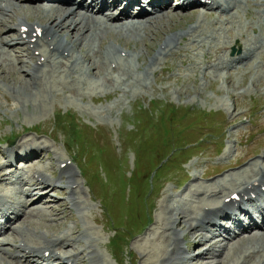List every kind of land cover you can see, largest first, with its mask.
I'll return each instance as SVG.
<instances>
[{
  "label": "rangeland",
  "instance_id": "1",
  "mask_svg": "<svg viewBox=\"0 0 264 264\" xmlns=\"http://www.w3.org/2000/svg\"><path fill=\"white\" fill-rule=\"evenodd\" d=\"M172 9L175 11L176 7L173 6ZM200 13V10L186 13L171 12L169 14L170 18L161 19L162 23L159 25L156 31L157 33L155 32V34H151V36L149 34L147 37V46L143 47L142 43H140L138 44L140 48L135 49L134 47L137 46L135 41L128 40L121 41V43L127 45L131 51H135L134 54L138 51L136 54H140V58L143 52V60L146 61L148 59L147 51L148 53L151 52L155 46L158 48V45L167 39L169 35L167 33L180 32L181 29H187L186 26L188 24L192 25L196 23ZM179 15H182L181 18H179ZM173 18L176 19L174 20ZM32 20H34V18H32ZM37 20L39 21L41 19L37 18ZM215 42L214 40V43ZM41 48L42 50L46 49L44 47ZM23 49L30 51L26 45L22 44L12 46L11 53L15 55V57L21 56V51ZM233 49H235L236 55L241 53L238 45L233 46L231 50ZM154 51H156V49ZM129 62L132 63L134 67L137 65V61L133 63V60H129ZM122 65L125 74L128 73L129 69L131 71L133 70L131 64L130 67L129 65L127 66L126 63ZM85 66H87L86 63L82 64L81 61L79 62V70L83 76L82 78L94 85L91 84L92 86H90V84H88L86 86L87 97L84 93L85 89L82 91V94L86 97L83 102L75 100L71 94L67 92L68 89L71 88L68 86L71 84V78L65 74L60 75L59 78L56 76L47 78V81H52L53 79L62 81L63 83H58L64 87L65 93L60 91L61 87L59 84H54L56 87H51V93L45 91V88L33 90L34 96H32L31 93H25L20 88V85L22 84L21 82H28V77L26 75L28 68L24 67L22 64L20 68L22 69L23 76L16 74L12 75V78L7 77L6 81L7 79L11 81L13 79V82L8 80L11 85L0 81V144H2L0 145V149L3 151L10 147L13 149L18 143L24 140L34 139L43 143V145L51 146L50 153L45 154V157L40 160L39 166L51 167L50 161L47 159L49 155L51 159H55L58 156L73 158L77 160L84 169L86 168L88 170V187L82 177L79 179L83 187V197L81 199L84 202L83 210H74V218L68 219L72 217V213H70L68 217H63L61 221L55 222L50 220L54 217L49 216L50 219L35 220V222L22 225V227L26 226L24 232L28 237L36 241V239L41 240L39 239V234L34 232L39 230V226L45 230L46 227L53 226L57 223L53 228H50V231H52V233H50L51 236L74 232L77 237L79 236V239H81V246L76 245V250H81L82 247H88L89 241L96 239V248L94 250H96L97 254L92 253V249L95 246L92 248L91 241L88 250L83 255L90 263L94 260V264H98L103 257L106 264H163L165 261L164 258L166 257L165 246L163 245L169 243L174 234L172 233L173 231L171 233L162 234L161 228L164 229L172 226V223L168 225L167 222L173 221V218H175L174 214H180V217L177 216L180 220L181 217L191 211L189 208H191L192 204L189 205L185 198L188 195L192 196L194 189L197 188L198 185H194L196 187L190 189L187 196L183 195V193L193 185V176L194 178L196 175L199 177L198 183L209 185L217 178L223 179L227 175L238 171L242 166H239L240 168L237 169L225 170L217 175L213 174V172L207 173V170L214 164L223 163L224 166L228 167L230 163L235 161L238 156L237 146L235 145L237 138L234 136L231 137L232 133L236 134L239 129H244L246 132L245 134H249L246 128L252 129L253 132L259 129L264 130V80H261L260 77H253L255 73L253 75L249 73L250 75L245 77L242 74L237 76V74L234 73V75H232L233 82L228 79L222 80L218 78L212 82L210 86L204 88V85H207V81L202 80L199 76L196 78V83L191 80L186 81L185 77L180 81H168L167 79L170 76L177 73L176 70H172L171 72H165L163 75L159 73L158 76L161 81L153 82L149 88L144 90L135 89L133 91L134 86L142 87L138 81H141V84H147V78L151 74L150 71L154 65L151 66L149 63V65L146 66L142 72L144 77H136L133 75V71L131 72L129 70L134 76L129 82H126L125 78H123L125 76L122 75L125 74H115L116 80L121 81V83H118V86H116L117 88H112V86L109 87V85L106 84L107 82L103 80V76L95 77L98 80H93L90 76L86 78L87 73ZM139 71L141 70L139 69ZM139 71L138 74H140ZM1 77L4 78L3 75ZM76 77L80 78L81 76L78 74ZM226 81L231 82V85ZM241 81L242 83L237 89H232L236 87L235 83ZM101 84L104 87H102ZM105 84L108 86V89L111 88L110 90L113 89L115 92L108 93ZM120 85L123 86L120 87ZM124 85L128 88L127 93L133 92L129 95H125L123 93V89L125 88ZM74 89L79 88H73V90ZM72 94L77 96L74 93ZM105 95H111L110 99H107ZM91 96L93 98L96 97V99L100 98V101L98 103L94 101L93 103L91 101ZM119 102H123L124 104L118 105ZM162 102L166 103V105H162ZM158 105L161 106L162 110L157 114V117L159 120H163L164 118L163 122L148 125L144 133L138 131L135 128V113L139 107L145 106L147 109L158 112L159 108L158 110L156 109ZM172 106L179 108L178 116L173 122L165 118L168 108ZM220 110H222V112H220ZM227 111L229 112L227 113ZM209 112L210 114L208 115ZM68 113L75 114L81 120L83 123L81 126L82 129L64 116V114ZM217 114L222 115V119L225 123L224 131V127L222 126L224 124L223 122H219L221 123L220 126L212 125V119H219L217 118ZM152 115L155 116V113ZM247 115H249V117L251 116L258 124L256 126L249 125L247 123ZM171 123L173 124L171 125ZM206 123L207 126L204 125ZM159 126H163L164 128L168 127V130L165 133L162 130L160 133H157V128ZM205 129L217 132V134L221 136L220 141L225 138L227 139L226 148L221 156L216 155L217 139L205 143L199 148L197 147L202 145L203 142H199L198 146H193L190 149L182 148L183 144L202 138L201 133H203ZM94 130L96 131V135L92 132ZM9 139H12V141ZM140 140L145 141L146 144L141 145L138 151V156L142 158L137 157L136 159L135 150ZM9 141L14 142V144L10 146ZM175 145L179 146V148L174 151L176 156L171 153L169 158L172 159L174 156L175 157L169 166L164 165L162 169L160 168L161 173L159 172L160 169H158L157 174H153L152 176H150L151 170L147 175L144 174L147 169L144 170L143 166L138 164L140 163L139 160L142 161L143 165L148 163V167L155 168L159 165L160 158L165 154H169ZM85 148L89 150H83ZM181 151L184 153L180 156L178 153ZM192 155L195 157L191 160L192 162L186 166L184 160H189ZM178 156L181 157L179 160ZM226 157H229L230 160L225 161L224 159ZM106 158L109 160L106 161L108 162V168L103 165L105 164ZM177 160L178 163L176 165L175 162ZM115 161L122 164V167L120 168L119 164L116 165ZM21 162L22 161L19 160V164H16L14 169L19 167L23 169L24 166H21ZM100 163L103 169L100 168ZM137 165L139 166V173L137 172L138 175L133 184L132 191H130L124 176H131ZM126 166L128 168H125ZM174 166H176V169L169 170L170 167ZM22 169H20L19 173H22ZM185 170L186 172H184ZM53 172L58 173L57 166L50 168L48 174ZM96 172L100 180L97 178L98 183L93 182L90 184V188V178L92 174L94 175ZM143 175L146 176L145 180H141ZM107 177L109 178V183L107 185H101V182L104 184L108 182ZM25 179L28 183L33 184L28 178H24V182ZM186 179L190 180L185 184ZM150 187L151 193L146 199ZM101 190L106 191V194L102 193ZM208 190L210 193L213 191L212 188ZM61 192H63L61 189H56L55 191L51 190L47 193H43V190L36 189L35 193L37 196H21L18 194V191L12 190L10 197L18 196L21 202H30L29 200L32 199H40V202L37 203L38 206L49 209L51 206L52 208L61 206L60 201L65 198L66 190L64 193ZM202 200H206V197ZM101 201L107 207L111 216L112 227L111 221L107 217V211L104 209L105 207ZM55 203L57 204L55 205ZM153 206L155 207L154 211ZM167 206L175 208V212L172 215L165 213L167 212ZM60 209L61 208H59V210ZM80 209H82V207H80ZM183 211L185 214H183ZM141 219H143V224L135 228ZM178 222V224H175L176 229L182 230V232L183 230L185 231L186 227L183 221L180 220ZM32 225L33 227H31ZM87 229L91 231L85 238V235H83L85 232L82 234L80 231H85ZM114 229L119 232L120 237L125 235L130 236L136 232L128 242L127 247H123L118 260L115 256L113 258V249L111 250L109 245L110 240L116 235ZM21 233L22 232H18L14 235L11 242L12 244L13 241L20 238ZM153 233L156 235H153ZM160 235L164 236L161 237ZM167 236H169L170 239L167 238ZM167 239L168 242H166ZM188 239L187 255H190V258H193L194 255H198L205 250V248L198 246L199 240H195L191 236ZM12 244L7 245L11 250L13 249ZM68 249L72 251V248ZM90 253L93 254L91 258L88 257ZM211 257L212 260L210 258L206 261L197 259L189 264H201L206 262L215 264L217 259L214 260L215 257ZM30 259H34V257H30ZM0 264L8 263H6V260H3ZM40 264H44V262H40Z\"/></svg>",
  "mask_w": 264,
  "mask_h": 264
},
{
  "label": "bare ground",
  "instance_id": "2",
  "mask_svg": "<svg viewBox=\"0 0 264 264\" xmlns=\"http://www.w3.org/2000/svg\"><path fill=\"white\" fill-rule=\"evenodd\" d=\"M172 1L178 5L176 11L169 8ZM251 1L255 3L256 12L252 11ZM134 4L138 6L135 15L131 14L135 10ZM93 6H101L99 14H93ZM147 6L152 8V13L148 12ZM206 8L210 12H207ZM198 10L201 13L196 23L187 29H181L180 32L167 33L169 34L167 39L158 45L149 61L151 66L154 65L150 71L151 74L156 75V68L161 64L169 63L170 67H175L177 62H180L187 65V70L194 75L198 72L205 74L210 69L245 68L244 75L255 73L254 77H263L260 71L264 68V0H145L144 2L143 0H125L124 3L121 0H114L113 5H110L108 0H92L89 4L87 0H0V81L7 84H10L8 80L13 82V79L6 81V78H12V75L16 74L22 75L20 68L22 64L28 68L26 74L28 78L25 77L28 82L20 83V88L25 93H31L34 96L33 90L42 88L51 93V87H56L54 84H59L58 82L62 81L57 79L47 81V78L51 76L59 78L60 75L65 74L71 78V84L68 85L71 88L68 90L76 94L75 97L84 99L85 95L82 94V91L88 83L76 77L78 74L82 76L79 70L80 60L88 64V67L85 66V68L89 76H103L106 84L114 88L118 86V83H121L116 80L115 74H125L122 64L126 63L127 66L130 67V64L132 66V63L129 62L132 60L129 54L133 51H130V48L123 43L120 45V39L133 37L142 41L143 47L147 46L149 34L150 36L154 35L162 23L161 21L164 20L163 18H170L171 12L186 13ZM206 15L210 17L209 20L204 19ZM181 16L179 15V18ZM37 18L41 20L38 21ZM244 19L250 20V22L245 23ZM228 26H232L234 31L230 30ZM40 34L42 35L40 36ZM213 38L217 40L216 43L211 42ZM234 42L241 44L243 53L241 56L230 58L228 53ZM20 44L29 47L33 54L22 50L21 56L15 57L10 48ZM136 45L135 49L140 48L138 44ZM121 46H125L127 48L125 50L129 51L125 58L117 56L119 53L117 49H123ZM41 47L49 49L40 51ZM37 51H40L38 55H36ZM139 55L138 63L142 59ZM43 58L44 61H42ZM168 58H171L172 61L167 60ZM251 65H255V67L252 68ZM139 69L141 70L140 66L138 71ZM129 70L128 73L122 75L125 76L123 78L126 82L134 78L131 73L133 70H130L131 72ZM2 75L4 78L1 77ZM223 78L233 82L231 75ZM138 82L142 87L148 86V84H141V81ZM226 82L231 85V82ZM106 84L105 87L108 88ZM59 85L60 91L65 92L64 87ZM73 88L79 89L73 90ZM93 99L96 100V98ZM18 144L16 148H22L24 151L20 155L16 153V149H13L11 152L14 157H23L32 162L41 159V152L51 150L50 146L43 145L34 139H27ZM247 159L248 156L240 158L243 162ZM56 161L61 165L66 164L58 177L48 176L43 167H38L36 170L35 166L37 165L33 163L31 169L35 168L33 180L36 188L25 184L23 175L17 177L16 182H11L10 186L14 188H8L3 183L13 177L16 171H12L10 174L3 172L2 169L11 165L12 162L5 152L0 151V218H5L10 211L16 216V222H9L8 228L0 235V259L3 256L1 253L10 255L12 259L8 260V264H31L30 261L24 262L20 258H16L17 249L41 260L45 255H48L50 257L48 264H84L89 261L83 255L88 250L90 243L88 247L76 250V245L81 246V239L74 232L51 236L52 231L48 232V230L39 227V230L35 232L45 238V243L33 242L32 238L29 239L24 235L19 242L14 244V252L5 248L16 231L21 230L22 225L34 222L29 220L30 217L37 219H50V217L46 213V209L40 208L36 204L29 205L26 202H20L16 197H7L3 193L4 191L13 189L23 195H33V191L37 188L64 187L70 190L68 198L70 204L72 202L75 206L74 209L82 207L76 190L80 186L76 171L62 158H58ZM26 185L28 186L24 189L23 187ZM195 185L198 187L194 189L192 196L188 195L185 198L189 205L192 204L189 208L191 211L187 214L183 211L185 216L180 219L185 224L186 230L182 232L175 227V224L180 221L177 217L180 215L178 213L174 214L175 218L171 216L172 222H167L168 225L172 223L171 227L161 228L162 234L172 231L174 234L169 243H163L166 254V257H163L165 260L163 264H189L197 259L206 261L210 258L212 260L211 256L215 257L214 260L217 259L215 264H264V232L246 240L245 233H248L250 228L256 225V222L252 220L248 226L244 225L240 217L232 212L234 207L240 208V203L233 199H230L229 202L223 201L224 198H231L233 195H237L240 199L248 197L251 200L255 194L258 202L262 201V207H264V192H261V188L264 186V166L253 164L240 173L229 175L210 185L203 186L198 183ZM209 188L213 189L211 193ZM204 197L206 200H202ZM60 204L61 206L58 208L56 206V208L47 209L53 213L52 215H55V218L52 219L55 222L61 221L63 217H68L71 213V208L67 205L66 200L61 201ZM59 208L61 209L59 210ZM174 212L175 208L167 206L165 213L172 215ZM262 213L264 214L263 211ZM224 217L230 218L234 226L244 230L245 233L242 237L230 235L232 226L218 225V219H224ZM221 223L223 222L221 221ZM204 225L216 228L218 233L226 231L229 234V239L221 241L217 239V235H209L206 233ZM153 235L156 234L153 233ZM190 236L195 240L199 239L198 246L205 248L203 252L193 258L186 256L183 245ZM94 246L96 248V245ZM68 248H72V251ZM92 253L88 255L89 258L93 255ZM92 262L95 263L94 260ZM98 264H105L103 257Z\"/></svg>",
  "mask_w": 264,
  "mask_h": 264
}]
</instances>
